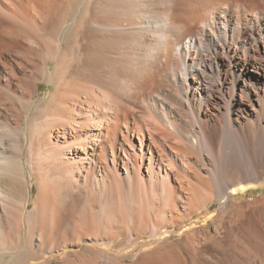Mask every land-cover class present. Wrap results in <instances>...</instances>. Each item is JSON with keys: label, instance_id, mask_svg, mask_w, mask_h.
<instances>
[{"label": "bare ground", "instance_id": "6f19581e", "mask_svg": "<svg viewBox=\"0 0 264 264\" xmlns=\"http://www.w3.org/2000/svg\"><path fill=\"white\" fill-rule=\"evenodd\" d=\"M112 2L113 7L108 0L91 3L93 7L90 13L88 11L86 23V36L90 39V41L87 39L89 46L86 49L88 61L85 64L87 66L84 67L85 79L90 86L85 88L84 95L82 92L74 94L72 99L61 106L59 113H44L46 117L43 115L45 117L43 118L46 120L48 117V119L42 124L33 126L32 135L45 137L43 145H39L43 148L36 153V156L44 155L45 163L48 160L53 165L52 170L58 168L76 181L81 179L85 181L92 176L95 179L99 177L98 179L103 182L107 177L105 171L112 174V170L117 174L122 166L126 178L132 173L140 181L146 176H156L162 181L165 192L174 189L171 183L177 184V188L179 186L180 190L182 189L179 175L182 176L189 171L191 163L188 151L216 153L219 156L220 169L225 173L231 172V177L216 180L218 193L222 196L245 193L252 185H240L237 178L255 179L264 173V70L256 67L253 63L256 62L255 58L252 59L253 62L250 59H241L239 47H233L226 40L221 43L215 40L216 37L219 39V36H215L214 32L217 31L216 28L224 26L226 33L220 37L221 39H250L256 32L261 39H264V0H113ZM211 9L216 10L211 22L200 25L199 23H202ZM97 34L101 37L105 34L98 45ZM108 39H119L117 53L114 51L116 48H108L110 41ZM116 40L110 41L111 46L117 43ZM182 41H185L183 47L174 52L175 45ZM122 46L128 49L126 56L123 54L124 57L121 53ZM3 50L6 51L5 45L3 46L0 41V57ZM221 52L228 53L232 60L230 75L220 70L216 71L214 61L220 57ZM111 53L116 55L112 63L101 62L98 68L95 63L96 58H106L107 54ZM22 60L16 63L17 67L25 72L21 76L15 75L14 70H10L0 60L1 204L3 201H8L9 197L18 199V191L13 186L15 180H19L18 177L23 174L20 170L23 164L21 144L25 145L27 142L22 125L28 116L40 113L37 112L38 110L33 111L35 103L31 94L25 100L23 92L16 90L21 95L13 93L14 97L11 96L15 98L14 102L5 104L2 101L6 99L5 93L12 91L13 83L21 91H24L22 87L25 84L29 85L32 92L37 87V78H31L29 73L34 72L33 69H28ZM219 60L217 67L224 64L223 60ZM42 65L45 73L49 72L48 61H43ZM110 69L114 71L113 73L123 70L124 78L134 84L132 94L128 92L121 96L125 102L119 96L109 97L111 99L108 101L111 103L104 102L103 99V102L95 100L97 89L109 85L106 73L111 71ZM98 71H101V74ZM212 77L213 81L210 79ZM66 91L70 94L68 90ZM21 111L25 112V119L20 117ZM186 114L188 120L185 118L186 121H183ZM5 138L14 141V146L11 145L12 148L10 146L12 152L9 156H5V153L10 151L9 148L6 151ZM27 147H30L29 144ZM39 160L35 161V168L44 167L39 165L44 161L39 162ZM100 169L103 170L102 174L99 173ZM29 172L31 173V169ZM83 172H86V175H83ZM5 178L12 179L13 190L10 186L7 190L6 186L9 183L4 184L7 181ZM209 202L205 203V207L210 204ZM3 207L4 205L2 209ZM259 231L262 234L260 238L262 236L264 248L262 224H259ZM257 249H255L256 253ZM35 251V253L39 252V250ZM25 252V249L13 246L5 250L0 245V264L9 262L24 264L34 260L31 256L28 258ZM258 257L257 261L254 258L255 260L248 261L247 264H264V249L260 248Z\"/></svg>", "mask_w": 264, "mask_h": 264}, {"label": "rangeland", "instance_id": "374dc122", "mask_svg": "<svg viewBox=\"0 0 264 264\" xmlns=\"http://www.w3.org/2000/svg\"><path fill=\"white\" fill-rule=\"evenodd\" d=\"M1 1L0 8L3 10L0 9V41L5 45L6 51H1L0 60L10 70H14L15 75L21 76L25 72L17 67L16 63L24 58L27 60H22L24 65L36 71L29 72L31 78H37L34 92L28 84H25L22 87L24 91H21L13 83L10 91L12 94L5 93L6 99L2 101L5 104L14 102L13 93L21 95L16 90L23 92L25 100L31 94L35 103L33 111L38 110L40 113L28 116L22 125L27 138L25 145L21 144L22 176L15 180L16 183L10 178L5 179L11 180L12 183L4 180V184L9 183L6 188L15 184L13 187L18 191V199L9 197L8 201H3L4 204L0 203V245L5 250L11 246L25 249V255L34 260L23 262L24 264H247L251 260L257 261L260 248L264 249L262 236L260 238L262 234L259 231V224L264 226V173L255 179L244 180L238 177V184L252 185L254 188L249 187L243 194L222 196L216 190V180L231 177V172L225 173L220 169L219 156L208 152L201 154L194 150H190L191 154L186 150L191 164L186 174L179 175L182 189L171 183L174 189L163 192L165 187L156 176H146L140 181L132 173L126 178L122 166L117 174L111 170L114 175L105 171L107 177L103 182L99 177L95 179L92 176L85 181L83 179L84 182L81 179V182L72 180L73 178L58 168L52 170L53 165L48 160L45 163L44 155L36 156L43 148L40 146L43 145L45 137L32 135L33 126L43 123L46 117L44 113H59L61 106L72 99L74 94L82 92L84 95L85 88L90 86L85 79L84 70L88 61L87 42L90 41L86 36V23L93 7L91 3L97 0ZM108 1L113 7V0ZM213 14H216L215 9H211L206 16L208 21L205 18L201 21L203 24H199L210 23ZM207 29L210 31V28ZM224 29V26L216 28L214 35L219 36V39L216 37L215 40L220 43L226 40L233 47H239L241 59H250L251 62L256 60L253 62L256 67L264 70V39H261L257 32L250 39H221L226 33ZM96 36L98 45L105 34L102 37L100 34ZM118 40L114 46L108 41V48L118 50ZM184 42L177 43L174 52L181 49ZM122 48L121 53L126 56L128 49L126 46ZM115 56L111 53L107 54V59L96 58V66L99 68L101 62L110 63ZM219 59L223 60L224 64L217 67ZM43 61H48V74L42 68ZM214 62L216 71L230 75L232 60L228 53L221 52ZM8 68L6 69L9 70ZM110 70L106 73L109 85L97 89L96 101L103 99L109 103V97H121L134 91V84L124 78L123 70L116 73ZM98 72L101 74V71ZM210 79L213 81V77ZM114 81L117 82L113 83ZM111 85H114V89ZM129 88L132 91L128 90ZM66 90L70 94H67ZM121 98L125 102V99ZM20 115L25 119V112L21 111ZM184 116L182 120H188L187 114ZM187 131L189 132V128ZM5 139V145H8L6 151L10 149L5 156H9L14 141ZM7 141L10 144L6 143ZM28 144L30 147H27ZM37 160H43L39 165L44 167L35 168L34 163ZM102 172L100 169L99 173ZM82 174L86 175V172ZM1 200L0 198V202ZM208 202L210 204L205 207ZM35 250L39 252L35 253Z\"/></svg>", "mask_w": 264, "mask_h": 264}]
</instances>
